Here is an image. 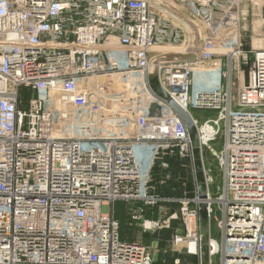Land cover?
I'll return each mask as SVG.
<instances>
[{"label":"built area","instance_id":"1","mask_svg":"<svg viewBox=\"0 0 264 264\" xmlns=\"http://www.w3.org/2000/svg\"><path fill=\"white\" fill-rule=\"evenodd\" d=\"M243 3L264 27V0H0V264H158L157 244L121 237L117 201L142 232L180 217L169 247L194 264L205 201L209 264H264V46L241 34ZM152 75L195 128L204 199L186 124L152 92ZM126 95L141 105L120 115ZM62 120L99 128L74 136ZM204 153L220 172L214 194ZM175 154L190 197L151 186L155 163ZM161 201L178 211L162 219Z\"/></svg>","mask_w":264,"mask_h":264},{"label":"rangeland","instance_id":"2","mask_svg":"<svg viewBox=\"0 0 264 264\" xmlns=\"http://www.w3.org/2000/svg\"><path fill=\"white\" fill-rule=\"evenodd\" d=\"M242 9H245L247 13L245 14L246 18L242 21V29L241 34L244 35L246 31H255V35L252 36V38L258 36L261 34V25H260V16L258 15L256 11V7L252 4L243 3L241 6ZM250 24V27L246 26V23ZM253 28V29H252ZM235 75V74H234ZM236 76V75H235ZM234 76V78H236ZM94 86V85H93ZM118 90L121 89V87L117 88ZM235 92L233 91V100L235 99ZM129 96L126 95L124 99H118L114 103H119L118 105L114 107H119V114L123 115L124 113H127L129 110L124 111V105L125 106H132L133 111L130 110V114L132 112L137 111L139 105V101L133 100V97L128 98ZM142 109H140L141 111ZM109 115V113H106ZM191 114L193 117L197 118L198 120H202L207 117H214L216 114V111L208 110V109H191ZM120 126L118 127V130H122L123 134H125V131L128 129H124L123 122L119 121ZM62 130L68 134L74 135V136H88V135H94L96 133V129L99 128V125H85L81 124L78 121H72V122H65L62 120ZM89 124V123H88ZM116 126V125H115ZM117 129V126H116ZM221 140H217L216 143H214V147L218 148L220 146ZM205 156V163L206 165L211 166L212 174L214 177V183L210 185L211 193H216V186L221 182L220 172L216 166V162L211 158L210 154L204 153ZM161 161L167 162L166 168H160L159 163ZM157 167L153 168L152 172L150 173L151 178V186L154 188V191L161 197H172V198H179L185 195V197L191 196L192 187L190 184L191 178H190V172L188 169V164L185 160L180 159L175 155L168 157L163 156L162 159L158 160V162L155 163ZM184 182V185H183ZM160 204L164 206L162 209L161 217L162 219L167 217L170 213L178 211L179 203L177 201H161ZM129 203L117 201L114 204V216L117 218L120 222V233L122 237L129 239L130 241L135 240L137 242H141L143 244H150L152 240H156V236H160L161 233H165L166 231H170L169 234L173 232V235L177 233L178 235H183L184 231L182 228V223L179 218L171 220L174 221V230H166L164 227L155 230L154 232H142L138 227L136 226H129L126 221L125 217L127 215V211L130 208ZM217 215L218 212L216 211ZM212 219V225H211V236L219 239V231L216 229V225L214 222V219ZM171 224V223H170ZM165 229V230H164ZM164 230V231H163ZM163 231V232H162ZM154 245H156V241H153ZM158 251L154 252L155 258L158 264H173V261L175 258H179L180 263L179 264H194L195 258L193 256L181 253L178 254L176 251L171 249L170 241H161L158 242ZM176 247V246H175ZM178 247V246H177ZM176 249V248H175ZM184 257H181V256ZM217 257H214V263L217 264Z\"/></svg>","mask_w":264,"mask_h":264},{"label":"water","instance_id":"3","mask_svg":"<svg viewBox=\"0 0 264 264\" xmlns=\"http://www.w3.org/2000/svg\"><path fill=\"white\" fill-rule=\"evenodd\" d=\"M149 86L152 92L160 98L167 100L173 108L177 111V113L182 117L183 121L186 124L188 129L190 138H191V147L192 154L194 158V165L196 170V178H197V187H198V195L199 198L204 199L206 193V185L203 181V173L201 170V160H200V148L197 141L196 131L194 126L191 124L189 115L183 109H181L172 99H170L167 94L161 89V87L157 83V79L155 76H150L148 79ZM207 204L205 201L199 202V227L201 232V264H208V252L206 241L209 237V218L206 210Z\"/></svg>","mask_w":264,"mask_h":264},{"label":"bare ground","instance_id":"4","mask_svg":"<svg viewBox=\"0 0 264 264\" xmlns=\"http://www.w3.org/2000/svg\"><path fill=\"white\" fill-rule=\"evenodd\" d=\"M243 11H245V13H247V11L245 10V9H243ZM181 18V20L182 19H184V18H182V17H180ZM260 25H261V34L260 35H258V36H256V37H254V38H252V44H253V47H263L264 46V40H263V34H264V27H262V15H261V17H260ZM205 167V169H206V165L205 164H203ZM201 170H202V172H203V166H202V162H201ZM192 246V245H191ZM207 263L209 264V258H208V261H207Z\"/></svg>","mask_w":264,"mask_h":264},{"label":"crops","instance_id":"5","mask_svg":"<svg viewBox=\"0 0 264 264\" xmlns=\"http://www.w3.org/2000/svg\"><path fill=\"white\" fill-rule=\"evenodd\" d=\"M246 26H248V27H250V24L247 22L246 24H245ZM253 29V28H252ZM244 35H246V37H251L252 38V36L253 35H255V31H246V33L244 34ZM234 69L236 70V65L234 66ZM235 75H236V73H234ZM233 74V79H235L236 80V78H234V75ZM236 77V76H235ZM235 90V89H234ZM233 90V91H234ZM115 204V203H114ZM131 207V206H130ZM127 213H128V211H127ZM126 217H127V215H126ZM126 217H125V220H126ZM166 230H171V231H173L174 230V227H172V224H170V226L168 227V228H165ZM164 229V230H165ZM163 230V231H164ZM172 236H173V232L171 233V234H169V236H167L164 240H162V241H169L171 238H172ZM156 238L159 240V238L160 237H158V236H156ZM123 239H126V238H123ZM153 241H155V240H152V242ZM161 242V241H160ZM181 257H184L183 255L181 256Z\"/></svg>","mask_w":264,"mask_h":264},{"label":"trees","instance_id":"6","mask_svg":"<svg viewBox=\"0 0 264 264\" xmlns=\"http://www.w3.org/2000/svg\"><path fill=\"white\" fill-rule=\"evenodd\" d=\"M126 221V220H125ZM126 223H127V221H126ZM171 224H172V227H174V224H175V222L173 221V222H171ZM163 232V231H162ZM169 232L170 231H166L165 233H163V235H162V233H161V235L159 236L160 238H159V240L156 238V244H158V242H160V241H162V240H164L167 236H169ZM121 237H122V235H121ZM122 238H124V237H122ZM127 240H129V239H127Z\"/></svg>","mask_w":264,"mask_h":264}]
</instances>
